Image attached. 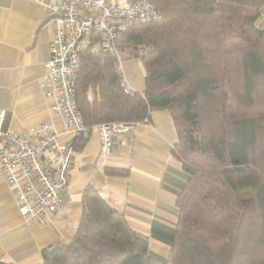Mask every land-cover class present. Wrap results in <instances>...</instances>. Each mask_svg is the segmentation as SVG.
<instances>
[{
	"label": "trees",
	"instance_id": "1",
	"mask_svg": "<svg viewBox=\"0 0 264 264\" xmlns=\"http://www.w3.org/2000/svg\"><path fill=\"white\" fill-rule=\"evenodd\" d=\"M152 1L162 17L117 38L120 50L141 57L144 91L123 90L115 57L94 35L82 52L76 94L87 133L99 122L171 113L178 135L172 151L188 180L176 225L151 227L169 255L153 252L88 183L72 239L44 248L41 264H264V0ZM87 133L77 136L75 150ZM105 172L127 171L106 165Z\"/></svg>",
	"mask_w": 264,
	"mask_h": 264
},
{
	"label": "crops",
	"instance_id": "2",
	"mask_svg": "<svg viewBox=\"0 0 264 264\" xmlns=\"http://www.w3.org/2000/svg\"><path fill=\"white\" fill-rule=\"evenodd\" d=\"M259 23L264 28L262 16ZM53 34L50 14L36 0H0V109L5 110V128L28 133L44 121L62 128L63 119L52 111L47 94L46 61ZM87 134L79 150L90 152L77 158L79 174L72 181L70 172L69 187L61 191L64 207L60 211L41 217L21 214L0 170V259L41 264L44 248L68 243L82 214V193L88 183L123 211L131 227L148 238L153 252L168 257L170 246L153 236L152 223L176 225L177 197L188 180L172 151L178 135L171 113L152 110L148 121L136 125L127 143L118 141L106 157L100 153L98 130L93 127ZM106 165L127 172L107 174ZM73 168L74 161L70 171ZM82 170L90 176L79 180Z\"/></svg>",
	"mask_w": 264,
	"mask_h": 264
},
{
	"label": "built area",
	"instance_id": "3",
	"mask_svg": "<svg viewBox=\"0 0 264 264\" xmlns=\"http://www.w3.org/2000/svg\"><path fill=\"white\" fill-rule=\"evenodd\" d=\"M50 14L54 27L50 58L46 61L48 96L52 111L61 116V129L44 121L28 133L4 127L0 109V170L25 216L41 217L63 209L61 191L69 187L74 141L89 127L77 104L76 83L82 52L98 36L97 45L115 57L123 90L135 94L127 80L117 45L120 33L137 24L162 17L152 0H36ZM263 19H264V14ZM104 121L94 125L106 157L119 141L127 143L137 124L148 121Z\"/></svg>",
	"mask_w": 264,
	"mask_h": 264
},
{
	"label": "rangeland",
	"instance_id": "4",
	"mask_svg": "<svg viewBox=\"0 0 264 264\" xmlns=\"http://www.w3.org/2000/svg\"><path fill=\"white\" fill-rule=\"evenodd\" d=\"M263 17V15H262ZM139 50V49H138ZM121 55L123 58V70L127 80L136 88L138 91H144L145 89V66L141 57L134 55L130 50H121ZM90 151L85 150H75V159H74V170H71V179L77 178L76 174H79V165L80 162L77 160L79 156L86 155ZM102 156V155H101ZM73 171H76L75 174ZM81 177L79 180H83L86 177L90 176V172L82 170L80 171Z\"/></svg>",
	"mask_w": 264,
	"mask_h": 264
},
{
	"label": "water",
	"instance_id": "5",
	"mask_svg": "<svg viewBox=\"0 0 264 264\" xmlns=\"http://www.w3.org/2000/svg\"><path fill=\"white\" fill-rule=\"evenodd\" d=\"M59 246L58 245H53V246H50L49 248H50V250H52V249H55V248H58Z\"/></svg>",
	"mask_w": 264,
	"mask_h": 264
}]
</instances>
